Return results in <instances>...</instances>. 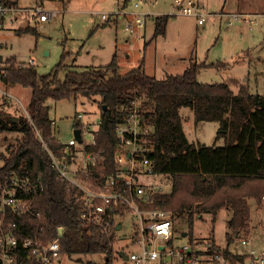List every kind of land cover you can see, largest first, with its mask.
<instances>
[{"label": "trees", "instance_id": "trees-1", "mask_svg": "<svg viewBox=\"0 0 264 264\" xmlns=\"http://www.w3.org/2000/svg\"><path fill=\"white\" fill-rule=\"evenodd\" d=\"M2 1L17 5L15 0ZM170 17L169 14L155 16L154 33L149 42L166 34ZM19 32L35 33L36 28L28 25ZM17 60L15 56L5 60L0 67V81L7 86L31 88V101L29 115L13 121L5 111L6 100L0 97V133H21L17 144L8 148V155L2 156L0 180L18 173L43 184V193L36 205L42 213L44 237L53 240L58 227L64 226V236L60 239L62 253L69 256L102 253L105 264H114L117 236L102 234L99 227L81 218L82 206L72 199L66 181L60 178L38 137L39 131L51 148L62 154L63 145L54 137L50 106L46 103L50 98L99 97L101 125L95 144L88 149L99 150L105 157L103 172L96 170L100 179L103 174L115 171L113 157L119 140L116 126L128 118L138 103L139 112L154 125V131L144 138L153 170L156 174L171 176L173 181L171 192H159L152 203L142 205L171 211L174 222L185 219L192 243L196 240V218L209 213L214 223L223 207L232 211L228 241L231 243L237 233H249L250 200L256 199L262 204L264 195V94L252 93L237 80L234 83L238 90L227 82H200V69L216 63L191 62L181 74L157 78L146 72L144 60L126 74H120V64L114 54L106 65L70 69L60 78V70L66 66L65 54L49 74H41L35 65ZM183 107L193 111L197 122L218 121L222 129L218 136H227L228 143L206 146L191 141L184 129ZM25 219L30 224L29 232L40 224L32 215ZM208 241L214 249H222L213 235ZM224 252L230 255L229 249L224 248Z\"/></svg>", "mask_w": 264, "mask_h": 264}, {"label": "rangeland", "instance_id": "rangeland-1", "mask_svg": "<svg viewBox=\"0 0 264 264\" xmlns=\"http://www.w3.org/2000/svg\"><path fill=\"white\" fill-rule=\"evenodd\" d=\"M15 1L17 7L7 13L4 26L0 29V67L7 58L15 56L18 63L33 64L41 74H49L65 54L66 66L59 73L60 78H64L70 69L106 65L117 54L120 74H126L144 60L148 74L165 78L169 74L183 73L191 62H207L217 65L201 68L198 73L200 82H227L238 90V85L234 83L237 80L247 85L252 93L264 94V14H260L264 0H204L212 14L203 24L198 23L195 16L177 14L174 0ZM37 5L55 13L48 20L37 22L34 11ZM244 11L255 12L251 17H256L257 23L244 20V16L240 19L233 16L234 12ZM135 13L145 17L144 26L126 30V25L133 23ZM103 14L107 15V19H103ZM163 14L171 15L166 34L149 42L154 33V18ZM28 25L36 28V32H19ZM31 93L29 87L7 86L0 81V97L6 100L5 111L12 120L29 115ZM46 103L50 106L53 133L64 142L74 136L78 114H82L81 119L92 125V130L97 129L101 117L99 97L50 98ZM181 114L191 141L206 146L228 143L227 136H218L222 131L218 121L197 122L193 111L187 107L181 108ZM20 138V132L0 133V166L4 163L2 156H7L8 148L17 144ZM152 180L162 188L160 192H171V176L157 174ZM250 208L251 225L247 234L251 246L264 248V201L260 204L251 199ZM231 214V209L223 207L214 223L209 213L196 218V240L207 245L209 236L213 235L222 247H229L232 251L243 249L238 246L239 241H228ZM137 221L136 214L124 218L123 228L117 232L114 244V264H131L120 253L129 254L138 249L131 240ZM175 224L180 234L189 228L185 219H177ZM182 240L187 241L189 237L183 236ZM105 263L106 257L102 253H76L71 256L61 253L53 264Z\"/></svg>", "mask_w": 264, "mask_h": 264}, {"label": "built area", "instance_id": "built-area-1", "mask_svg": "<svg viewBox=\"0 0 264 264\" xmlns=\"http://www.w3.org/2000/svg\"><path fill=\"white\" fill-rule=\"evenodd\" d=\"M16 7L0 0V29L7 13ZM174 8L177 14L197 17L200 24L212 14L204 0H174ZM34 11L37 22L48 20L55 13L44 10L40 5ZM117 14L122 16L120 12ZM251 15L233 13L236 19L244 16V20L256 24V17ZM102 17L107 19L106 14ZM144 23L145 17L135 13L133 23L127 24L126 30L141 28ZM138 107L136 103L128 118L117 124L119 140L113 157L116 169L103 174L102 179L96 175V170L104 169L105 157L99 150L88 149L96 142L101 117L97 129L92 130V125L81 119L82 114L77 115L74 127L80 128L81 141L74 135L64 142L54 134L57 142L63 145L62 154L51 148L38 131L53 166L67 183L72 199L82 206L81 218L99 227L102 234L117 235L123 228L124 218L136 214L138 221L131 240L138 249L127 254L131 264H264V248L252 247L245 232L237 233L231 242L239 241L238 246L243 249L232 251L221 246L222 249L217 250L209 241L206 245L197 240L194 243L182 240L183 235L178 232L168 210L142 205L152 203L162 188L153 183L152 179L157 174L147 154L149 148L144 145V138L154 131V125L139 112ZM77 123L80 126H76ZM42 193L43 184L27 175L13 173L0 180V264H53L62 253L59 230L64 226L58 227L53 240L44 237L42 213L36 205ZM262 199L264 201V195ZM28 215L40 222L33 232H29L30 224L25 221ZM224 248L229 249L230 255L224 252Z\"/></svg>", "mask_w": 264, "mask_h": 264}, {"label": "water", "instance_id": "water-1", "mask_svg": "<svg viewBox=\"0 0 264 264\" xmlns=\"http://www.w3.org/2000/svg\"><path fill=\"white\" fill-rule=\"evenodd\" d=\"M18 118L17 117H14L13 121H17ZM74 135L78 138L79 141L82 140L81 138V130L80 128H76L74 130ZM120 227V225H118V228ZM63 230H64V227H61L60 230H59V234H60V237H63L64 236V233H63ZM182 235L183 236H187L188 235V231H183L182 232ZM121 257L124 259V260H128V255L126 253H123L121 252L120 253Z\"/></svg>", "mask_w": 264, "mask_h": 264}, {"label": "crops", "instance_id": "crops-1", "mask_svg": "<svg viewBox=\"0 0 264 264\" xmlns=\"http://www.w3.org/2000/svg\"><path fill=\"white\" fill-rule=\"evenodd\" d=\"M239 11V10H238ZM239 13H249V14H253L255 12H239ZM260 14H264V8L260 11Z\"/></svg>", "mask_w": 264, "mask_h": 264}]
</instances>
